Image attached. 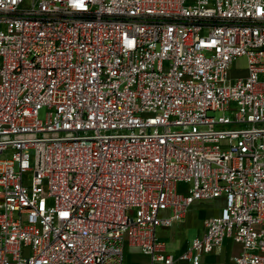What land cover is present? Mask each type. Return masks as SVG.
<instances>
[{"label":"built area","instance_id":"1","mask_svg":"<svg viewBox=\"0 0 264 264\" xmlns=\"http://www.w3.org/2000/svg\"><path fill=\"white\" fill-rule=\"evenodd\" d=\"M228 238L264 264V0H0V264H202Z\"/></svg>","mask_w":264,"mask_h":264},{"label":"rangeland","instance_id":"2","mask_svg":"<svg viewBox=\"0 0 264 264\" xmlns=\"http://www.w3.org/2000/svg\"><path fill=\"white\" fill-rule=\"evenodd\" d=\"M247 65L246 57H239L235 63L232 65L229 74L232 77L240 76L244 72V67ZM45 110H42L40 113L41 118H45ZM230 114V112H227ZM218 115L222 114V112H217ZM185 186V183L179 184V190L182 191ZM210 203H217L220 205L222 200H210ZM209 202V201H207ZM202 203H195L192 205L196 207L201 205ZM219 209L214 208L210 205L200 206L195 209L193 213V218L191 216V212L185 214L179 221H177L171 227H160L157 229V234L161 240L166 242L167 251L173 252L174 254H179L185 249H187L193 242L196 236L200 235V221L203 220L207 214L210 212L216 213ZM188 216H191L192 220L188 221ZM232 251V246L227 245L226 248L220 250L212 259L202 264H225L226 258L229 253ZM149 256L142 252L141 248L135 245L126 244L125 247V263L124 264H148ZM187 263L183 261L182 264Z\"/></svg>","mask_w":264,"mask_h":264},{"label":"crops","instance_id":"3","mask_svg":"<svg viewBox=\"0 0 264 264\" xmlns=\"http://www.w3.org/2000/svg\"><path fill=\"white\" fill-rule=\"evenodd\" d=\"M218 200H222V203L220 205H217V203H210L211 201H209V202H207V201H197L195 203H199L200 202L202 204L192 208V205L195 204V203H193L189 207V209L187 210L186 214L189 213V212H191V216L193 218V213H194L195 209L198 208V207H200V206H205V205H210V206H212L214 208H218L219 209L216 213H214V212H211L210 213L209 212L206 217L211 216V215L218 214L220 212L222 206L224 205V198L221 197V198L216 199L215 201H218ZM191 216H188V219L190 218L188 221L192 220ZM205 218L200 221V223H201L200 224L201 232L203 230V226H204L203 223H204ZM230 244L232 246V251L229 253L228 257L225 259L226 260L225 264H233L232 258H233V256L236 253H238V251L240 250L241 246H240V244H238L235 241H233L231 238L226 239V241L224 242V245H223V247L221 249H219L217 251H213L211 253L204 254L203 255V258H202V262L204 261L205 263H208L212 259L213 256H215L220 250L226 248V246L227 245H230Z\"/></svg>","mask_w":264,"mask_h":264}]
</instances>
